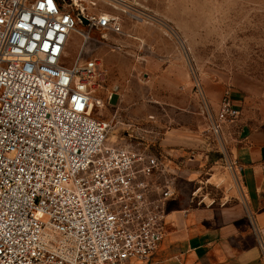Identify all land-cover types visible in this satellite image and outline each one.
<instances>
[{"label":"built area","instance_id":"1","mask_svg":"<svg viewBox=\"0 0 264 264\" xmlns=\"http://www.w3.org/2000/svg\"><path fill=\"white\" fill-rule=\"evenodd\" d=\"M104 6L0 0V264H148L164 237L177 173L132 141L109 143L110 122L92 114L106 80L99 58L81 57L92 32L120 49L108 35L125 34L116 10L144 18L131 0ZM74 34L82 44L68 64ZM193 81L225 149V126L240 110L226 91L212 111Z\"/></svg>","mask_w":264,"mask_h":264},{"label":"rangeland","instance_id":"2","mask_svg":"<svg viewBox=\"0 0 264 264\" xmlns=\"http://www.w3.org/2000/svg\"><path fill=\"white\" fill-rule=\"evenodd\" d=\"M90 1L83 0L90 13L110 10L104 0H96L95 7ZM131 4L144 18L138 21L116 10L125 34L108 35L121 48L96 41L102 39L101 32L93 31L81 55L99 58L106 74L98 93L102 104L92 114L110 122L109 143H124L128 124L136 127L132 143L138 148L142 149L141 139L156 143L168 121L184 111L180 104L189 97L199 101L197 129L205 133L209 124L203 97L194 87L195 76L202 82L244 72L264 81V0H131ZM81 44L82 38L74 34L67 47L68 64L75 61ZM182 65L192 80L187 95L172 85ZM210 140L214 152H223L213 135Z\"/></svg>","mask_w":264,"mask_h":264},{"label":"crops","instance_id":"3","mask_svg":"<svg viewBox=\"0 0 264 264\" xmlns=\"http://www.w3.org/2000/svg\"><path fill=\"white\" fill-rule=\"evenodd\" d=\"M182 66L172 85L187 95L192 80ZM202 83L212 111L229 91L240 116L225 126L223 152L212 150L209 129H197L199 101L191 97L156 143L141 139L142 149L160 154L177 173L165 234L148 264H264V81L235 72ZM126 128L124 143L136 133L132 124Z\"/></svg>","mask_w":264,"mask_h":264},{"label":"water","instance_id":"4","mask_svg":"<svg viewBox=\"0 0 264 264\" xmlns=\"http://www.w3.org/2000/svg\"><path fill=\"white\" fill-rule=\"evenodd\" d=\"M85 22H86V19H84L83 17H81Z\"/></svg>","mask_w":264,"mask_h":264}]
</instances>
